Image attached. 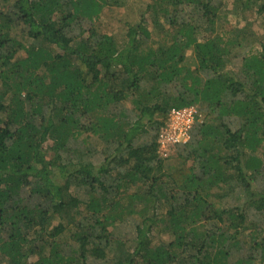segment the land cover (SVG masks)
Segmentation results:
<instances>
[{"label":"trees","instance_id":"1","mask_svg":"<svg viewBox=\"0 0 264 264\" xmlns=\"http://www.w3.org/2000/svg\"><path fill=\"white\" fill-rule=\"evenodd\" d=\"M124 1L0 0V264H264V0Z\"/></svg>","mask_w":264,"mask_h":264},{"label":"rangeland","instance_id":"2","mask_svg":"<svg viewBox=\"0 0 264 264\" xmlns=\"http://www.w3.org/2000/svg\"><path fill=\"white\" fill-rule=\"evenodd\" d=\"M150 2L151 0H125L121 6L105 7L100 15L97 24L99 31L108 34H113L117 36L120 40L123 39L127 31V26L129 24L138 22L142 17L143 19H145L146 22L152 21V18L150 16V11H148L149 12L148 13L146 10L147 5ZM225 3H226V7L224 6L223 10H229L230 15L224 21L226 20L229 21L230 24H232L233 26H235V28L238 29L245 25L246 26L252 25V27L250 28L260 33V28L262 27V25L261 26L259 25L258 16L254 14H250L249 17H247V19L244 20V14L242 13L241 9L240 8L238 9L237 7V9L234 10L235 7L233 4V0H226ZM231 9L234 10V12L237 11L239 15H234V13H231ZM160 29L161 27H158V30ZM158 30H153L154 32L153 34L156 38H157V34L159 33ZM260 34H264V33H260ZM20 38L24 42H26V38L24 37H20ZM20 55H23V52H21ZM173 156H175V152ZM156 238L157 237L154 236V239Z\"/></svg>","mask_w":264,"mask_h":264},{"label":"built area","instance_id":"3","mask_svg":"<svg viewBox=\"0 0 264 264\" xmlns=\"http://www.w3.org/2000/svg\"><path fill=\"white\" fill-rule=\"evenodd\" d=\"M203 121V113L197 105L172 108L166 124L160 129L157 138V151L160 157L173 154L178 145L187 143L190 132L197 122Z\"/></svg>","mask_w":264,"mask_h":264}]
</instances>
